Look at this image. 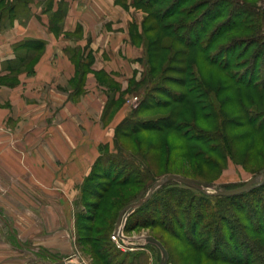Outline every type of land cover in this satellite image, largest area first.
Returning <instances> with one entry per match:
<instances>
[{
  "label": "rangeland",
  "instance_id": "374dc122",
  "mask_svg": "<svg viewBox=\"0 0 264 264\" xmlns=\"http://www.w3.org/2000/svg\"><path fill=\"white\" fill-rule=\"evenodd\" d=\"M5 1H9V4L10 1L21 2L22 0H2L0 8L6 4ZM199 1L188 0L183 6L190 11ZM255 1V4L264 8V1ZM116 2L124 9L136 13V19L133 18L130 22V33L132 40L135 43L140 42L144 48L143 57L140 58L142 70H140L138 80L135 81L134 77H127L123 73L119 76L120 83H111L116 89H120V85L128 86L127 94L122 100L125 103L126 112L130 113L138 106L144 94L146 81L149 79L150 81L161 79V84L168 89L185 92L184 85L168 79V76L183 78L184 74L166 69L161 77L158 75L159 70L155 68L154 71L146 72L150 71L151 64L156 61L159 54L162 55L164 62L170 51L174 52L180 47L176 45L174 35L172 34L173 36H170L168 40L169 38L166 39L165 36L169 34L168 32L162 34L158 28L155 30L147 28L153 22L150 15L152 8L144 7L141 0H116ZM203 8L204 6L199 5L192 9L187 19L197 17ZM53 21H59L57 16L53 18ZM138 32H140L139 38ZM159 34L163 37L157 39V44L165 43L170 45L172 50L167 52L159 49L160 51H157L159 54L156 51L155 54L153 53L155 46L151 45V42L155 35ZM200 57H195L193 69L197 76L207 78L211 73H215L216 79L223 76V73L214 70L213 67H204L201 63V58L204 56ZM140 80L142 82L137 83ZM97 88L98 93L96 94L102 95L101 88ZM91 90L94 91L93 88ZM226 94L229 93L225 92L224 96ZM161 96L164 100L169 99L163 93ZM218 99L220 100L221 96ZM186 108L172 104L148 109L139 115L153 117L172 112L177 119L190 121L192 119L191 116H187ZM222 108L232 110L234 113L231 116L239 113L234 104ZM196 111L197 116L193 119L197 127L211 131L217 128V123L220 121L219 114L213 113L211 118L207 119L203 117L205 116L203 111ZM109 115H96L91 123L83 121L81 116L77 117L81 127L84 128L81 133L83 154L89 150L84 144L93 136L98 135V138L105 142L102 143L100 140L101 144L97 148L99 157L97 156L98 161L95 165L94 162L80 164L49 162L41 164L26 162V160L14 164L0 162V264H46L57 258L69 259L70 264H104L98 256L103 240L97 241V238H101V234L99 229L96 230V226L113 220L125 203L142 198L144 187L152 178L157 180L167 174L177 173L210 183L216 188L226 189L228 187L229 189L240 186L251 177L264 172V132L251 134L250 127L245 123L240 126L226 123L223 126L222 131L230 145L229 151L225 152L221 144L218 145L217 150H212L207 144L186 140L181 137V131L178 130L157 132L141 129L128 137H123L122 131H117V126L114 131L109 130V123H111ZM247 131L250 133L249 136H238ZM20 133L23 139L21 145L19 144L21 139L15 143L19 150L18 154L25 159V155L31 154V151L40 153L42 150L40 146L30 148L26 143L27 136L29 139L33 137L34 140L37 135L34 132L30 134L17 132V137L21 135ZM129 153L131 158L128 156ZM121 161L126 163L125 171L130 170L131 166L134 168L131 169L130 176H139L140 181L106 186L107 180L111 178V175L106 176L105 174L108 163L115 166ZM128 161L134 162V165H130ZM138 163L140 166L137 165ZM72 166H75L77 171L74 178H71L68 173L73 170ZM48 169L55 171L51 177L50 174L45 173ZM207 190L212 191L211 188ZM99 193L101 196L98 198ZM98 201L100 205L95 210L92 206ZM134 210L122 222L120 234L122 238L113 239L115 228L109 231V240L113 242L115 248H111V252L116 253L118 250L123 253H134L140 257L135 264H159L161 251L142 239L144 236L151 235L162 240L169 251L165 264H213L204 259L201 254L192 252L182 240L175 239L158 226L126 228V224L142 216L139 215V210L136 212ZM88 216L91 219H87ZM95 230H99V234ZM15 231H18L19 240L15 236Z\"/></svg>",
  "mask_w": 264,
  "mask_h": 264
},
{
  "label": "trees",
  "instance_id": "16d2710c",
  "mask_svg": "<svg viewBox=\"0 0 264 264\" xmlns=\"http://www.w3.org/2000/svg\"><path fill=\"white\" fill-rule=\"evenodd\" d=\"M141 1L144 7L152 8L150 15L153 22L147 28L150 30L158 28L162 34L168 32L170 35L166 34V39L174 35L176 45L180 46L171 52L170 45L157 44V39L163 36L155 35L151 42V45L155 46L153 53L155 54L159 49L170 53L163 62L162 55L157 52L159 55L156 61L151 64L150 71L146 72L154 71L155 68L159 70L158 75L161 77L166 69L184 74L183 78L168 76V79L178 81L179 84L184 85L186 91L168 89L161 84L159 78L156 81L149 79L146 81L144 94L138 106L118 124L117 131L121 130L122 136L128 137L141 129L157 132L178 130L181 131V137L186 140L207 144L212 150H217L218 145L221 144L225 152L229 151L230 147L222 131L226 123L237 126L245 123L250 127L251 134L253 132L262 134L264 132V8L255 4V0H200L194 8L199 5L204 6L202 12L194 19L188 20L190 11L194 9L190 11L185 9L183 5L188 0ZM8 2L5 1L6 4L0 8V18L17 6L26 4L25 0L10 1L9 4ZM1 3L2 0L0 5ZM192 51L194 54L191 53ZM195 57L202 59L201 63L204 67H213L214 70L223 73V76L216 79L215 73H211L207 77L208 80L206 77L197 76L193 70ZM19 65L20 63L17 67ZM140 82L142 80L137 83ZM225 92L229 94L224 96ZM162 93L169 99H162ZM172 104L180 105V108L187 107L185 111L192 120H179L172 112L153 117L139 115L145 110ZM229 104H234L239 113L231 116L234 113L232 110L222 108ZM196 110L203 111L205 113L203 117L207 119L211 118L213 113L219 114L220 121L217 123V128L211 131L197 127L193 119L197 116ZM249 135L247 131L238 136ZM128 156L131 158L130 153ZM97 161L98 158L94 165ZM123 161L115 166L108 163L105 174L111 175V178L107 180L106 186L140 181L139 176H130L131 169H134L132 166L130 170H124L126 161ZM128 163L134 165L132 161ZM137 165L140 166L139 163ZM155 180L152 178L146 184L144 195ZM98 195L99 198L101 194ZM98 203L99 201L94 202L92 206L95 210L100 205ZM129 203L131 201L125 203L109 223L96 226V230L99 229L101 234V238H97V241L103 240L98 256L104 264H135L140 258L134 253H123L118 250L113 253L110 250L115 248L113 242L109 240V231H113L119 212ZM138 210L139 215H142L141 218L136 217L133 222L125 225L126 228L158 226L175 239L182 240L192 252L201 254L213 264H264V182L247 192L224 196L204 193L171 180L158 187L134 212ZM87 219L91 218L88 216ZM158 240L169 253L165 243Z\"/></svg>",
  "mask_w": 264,
  "mask_h": 264
},
{
  "label": "crops",
  "instance_id": "0c3cea01",
  "mask_svg": "<svg viewBox=\"0 0 264 264\" xmlns=\"http://www.w3.org/2000/svg\"><path fill=\"white\" fill-rule=\"evenodd\" d=\"M25 1L0 18V162H95L102 139L93 136L83 154L84 128L77 117L91 123L96 115L110 114L114 131L129 113L122 101L128 86L112 84L120 83L123 73L137 81L142 70L144 48L130 33L136 13L116 0ZM17 132H34L37 138L27 136L25 142L40 146V153L23 159ZM46 171L50 177L55 173ZM18 235L15 231L19 240Z\"/></svg>",
  "mask_w": 264,
  "mask_h": 264
},
{
  "label": "water",
  "instance_id": "95a60500",
  "mask_svg": "<svg viewBox=\"0 0 264 264\" xmlns=\"http://www.w3.org/2000/svg\"><path fill=\"white\" fill-rule=\"evenodd\" d=\"M171 180H174L176 182L182 183L189 187L195 188L204 193L229 196V195H236V194L247 192L257 187L258 185L262 184L264 182V172L251 177L249 180H247L242 185L234 187V188H230V189L216 188L210 183L196 180L190 177H185V176L178 175V174H167L155 180L154 182H152L147 193L142 198H139L138 200L129 203L119 212L117 220H116V226H115L114 232L116 233V232L121 231L122 222L131 211H133L135 208L141 206L144 202H146L150 198L152 193L158 187H160L162 184L168 181H171ZM208 188H211L212 191H208L207 190ZM144 241L147 243L153 244L161 251V258H160L159 264H165L168 258V253L164 245L158 239H156L155 237L151 235L145 236ZM65 260L68 261L69 259L57 258L54 261L46 263V264H69V263H66Z\"/></svg>",
  "mask_w": 264,
  "mask_h": 264
},
{
  "label": "built area",
  "instance_id": "2783aa9c",
  "mask_svg": "<svg viewBox=\"0 0 264 264\" xmlns=\"http://www.w3.org/2000/svg\"><path fill=\"white\" fill-rule=\"evenodd\" d=\"M121 231H122V229H121ZM121 231H120V232H121ZM120 232H116V233L114 232V233H113V239L118 240V238H119V239L122 238L121 235H120Z\"/></svg>",
  "mask_w": 264,
  "mask_h": 264
},
{
  "label": "bare ground",
  "instance_id": "6f19581e",
  "mask_svg": "<svg viewBox=\"0 0 264 264\" xmlns=\"http://www.w3.org/2000/svg\"><path fill=\"white\" fill-rule=\"evenodd\" d=\"M120 234H121V232H120ZM65 262L70 264L69 260L68 261L65 260Z\"/></svg>",
  "mask_w": 264,
  "mask_h": 264
},
{
  "label": "flooded vegetation",
  "instance_id": "af4514ba",
  "mask_svg": "<svg viewBox=\"0 0 264 264\" xmlns=\"http://www.w3.org/2000/svg\"><path fill=\"white\" fill-rule=\"evenodd\" d=\"M122 229V228H121ZM145 237V236H144ZM144 237L142 238L144 240ZM154 237V236H153Z\"/></svg>",
  "mask_w": 264,
  "mask_h": 264
}]
</instances>
